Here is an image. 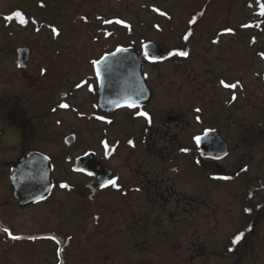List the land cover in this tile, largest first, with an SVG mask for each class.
Returning a JSON list of instances; mask_svg holds the SVG:
<instances>
[{
	"label": "flooded vegetation",
	"instance_id": "flooded-vegetation-1",
	"mask_svg": "<svg viewBox=\"0 0 264 264\" xmlns=\"http://www.w3.org/2000/svg\"><path fill=\"white\" fill-rule=\"evenodd\" d=\"M147 42L158 46L157 41L141 39L119 45L138 50L143 61L145 98L135 108L123 105L104 110L99 106L100 82L94 61L119 46L100 53L97 49L84 52L79 58L53 55L51 66L67 71L66 76L58 77L59 72L53 80H47L45 72L38 73L40 66L31 52L24 67L19 66L18 52L15 54L13 80L0 79V229L7 228L21 238L12 239L0 230V255L6 254L9 260L14 257L19 264L25 263L17 254L24 253L27 256L23 258L34 264H66L64 256L69 249L106 252L123 243L132 256L128 264H147L140 252L163 240V250L173 256L180 250L190 252L187 260L193 262L205 258L210 246L207 237L201 239V229L195 228L196 220L243 211L252 217L247 224L250 228L235 244L239 249L227 264L246 263L242 252L258 223V190L255 183L242 178L247 165L236 169L235 161L233 169L227 170L223 162L233 158V141L237 147L252 144L255 151L264 143V110L261 116L244 113L232 99L238 97L236 93L222 101L192 85L185 91L176 89L178 77L186 81L183 74L195 70L190 46L186 44L187 57L169 55L175 52L171 48L150 61L144 56ZM89 43L91 48L96 46ZM167 62L173 67L163 66ZM221 80L225 82L222 76ZM33 95H43L47 101L38 99L34 105ZM141 112L148 114L151 123L139 115ZM233 128L239 133L232 132ZM245 133L252 134L250 143ZM197 136L209 140L207 154L212 156L202 153ZM211 140L227 147L228 154L217 158L221 150ZM32 153L48 157L52 164L50 192L35 201L17 197L16 187L28 186L31 181L12 175L16 163ZM110 179L117 187L104 186ZM239 179L244 182L238 185ZM224 206L229 210L222 212ZM238 234L235 230L226 249ZM117 237L123 242H113ZM72 260L83 264L82 252ZM6 262L12 261L0 264Z\"/></svg>",
	"mask_w": 264,
	"mask_h": 264
},
{
	"label": "rangeland",
	"instance_id": "rangeland-1",
	"mask_svg": "<svg viewBox=\"0 0 264 264\" xmlns=\"http://www.w3.org/2000/svg\"><path fill=\"white\" fill-rule=\"evenodd\" d=\"M261 3L264 0H0V79L4 78L8 83L13 80L11 69L19 47H28L34 62L40 66L38 73L45 72L47 80H53L60 72L58 65L51 66L53 55H74L79 58L84 52L97 49L100 53L106 48L114 49L140 39L157 41L166 51L172 48L175 52L179 49L184 51L187 44L190 46V55L196 61L193 64L195 70L191 75L183 74V77L187 76L186 81L179 76L176 89L185 91L192 85L194 90L206 89L211 98L222 101L228 100L229 94L232 96L236 93V101L244 113L254 116L258 113L261 116V111L264 110V16L258 14ZM200 9L204 11L203 22L196 26L190 42L182 40L185 36L189 38L185 32L189 28L191 15ZM15 12H20L27 23L20 24L19 19L14 16ZM7 16H13V19L7 21ZM110 19L114 21L105 22ZM115 19L124 21L125 26L118 25ZM106 33L108 40H104ZM214 39L217 40L216 43H212ZM90 41L96 46L91 48ZM61 62L66 63L62 59ZM169 64L172 63L167 62L163 66L173 67ZM178 72L182 73L180 69ZM64 75H67L66 69L58 77ZM221 76L226 84L235 83L237 87L225 89L219 81ZM178 83L181 84L180 87ZM201 91L200 95L204 94ZM38 99L43 101L45 98L43 95L31 96L32 102H38ZM161 101L165 102L166 99ZM243 123L250 126L246 120ZM225 132L227 133V129ZM232 132L239 133L235 128ZM244 135L250 143L252 134ZM236 143H232L233 158L223 163L228 165L227 170L233 169L231 165L235 161L236 169L240 165H247L246 175L242 178L247 179L248 184L255 183L258 190V204H255L259 206L264 202V143L257 151L252 144L243 143L237 147ZM242 182L244 181L239 179L238 185ZM226 210H229L228 206L221 208L222 212ZM262 214L263 212H259L257 226L248 235L246 251L242 252L245 264H264ZM251 218L240 211L225 217L217 214L214 219L205 216L203 220L197 219L195 228L201 229V239L207 237L210 245L203 259L188 261L190 252L182 250L178 251L177 256H173L163 250V240H159L153 249L145 246L140 254L147 260V264H227L235 249H239L235 244L226 249L233 233L235 230L236 233H241V229L247 227ZM113 242H123V239L117 237ZM229 248L233 250L229 251ZM81 252L83 264H128L132 259L122 243L118 247H109L106 252L69 249L64 256L65 263L73 264L72 257ZM6 256L4 253L0 255L6 261L13 262H6L7 264H19L14 257L9 260ZM23 256L26 257L27 254L24 253ZM23 256L17 254L25 264H34Z\"/></svg>",
	"mask_w": 264,
	"mask_h": 264
},
{
	"label": "water",
	"instance_id": "water-1",
	"mask_svg": "<svg viewBox=\"0 0 264 264\" xmlns=\"http://www.w3.org/2000/svg\"><path fill=\"white\" fill-rule=\"evenodd\" d=\"M158 47V49H157ZM127 51H116L115 53L106 56L96 65L99 68L101 75L99 77L100 90L98 96L99 106L104 110L117 108L125 105L128 98L134 99L136 104L143 102L146 92L145 75L142 72V60L137 56L138 52L133 49ZM147 50L152 54L160 56L162 49L155 43H149ZM19 66L24 67L29 55L27 48L18 50ZM157 56V55H156ZM216 143L215 147L221 150L217 158H223L228 154L227 147L217 140H211ZM209 140L202 137L199 142L202 153L205 156H212L208 153ZM46 157L33 153L32 155L21 159L16 163L12 175H20L22 179L31 181L28 186H17V197L31 201L39 200L46 196L52 186V166ZM14 179V177H13ZM27 190V191H26Z\"/></svg>",
	"mask_w": 264,
	"mask_h": 264
},
{
	"label": "snow or ice",
	"instance_id": "snow-or-ice-1",
	"mask_svg": "<svg viewBox=\"0 0 264 264\" xmlns=\"http://www.w3.org/2000/svg\"><path fill=\"white\" fill-rule=\"evenodd\" d=\"M161 14H163V13H161ZM258 14L260 16H264V3H261L260 4V11H259ZM14 16L19 19V23L20 24L23 25V24H26L27 23V21L24 19V17L22 16V14L20 12H15L14 13ZM5 19L7 21H11L13 19V16H7V17H5ZM105 22L106 23H110L111 21H105ZM116 22L117 23H123L122 21H116ZM195 22H196L195 19H193L192 23H195ZM187 38H188L187 36L184 37L185 40H187ZM118 51L123 52V51H127V50L126 49H123V48H120V49H118ZM169 55H178V56H181V57H187L188 56V52L179 51V52L170 53ZM144 56H145V58L149 59L150 61H155L157 59V56L156 55L151 54L147 50V46L145 47ZM94 63L98 65L100 63V61H94ZM100 75H101V71H100L99 68H97V76L100 77ZM221 84H223V86L225 88H229L230 87L232 89H235L237 87V84L234 83V84L229 85V84H226L223 80H221ZM232 99L233 100L236 99L235 95H233ZM125 105L127 107H129V108H135V107L138 106L136 104L135 100L134 99H131V98L126 99ZM61 107L67 108L69 106L67 104H62ZM196 111L199 112L200 109H196ZM139 115L145 116L146 118H148L149 123H151V118L148 117V114L147 113L141 112V113H139ZM100 119H103V117H100ZM197 120H199V117H197ZM195 140H196L197 144H199V142L201 140V137L200 136H197V137H195ZM105 146L107 147L106 144H105ZM184 151H186V149ZM77 170L78 171H83V169H77ZM88 174L89 175H92L91 172H89ZM225 179H227V177H225ZM109 184L112 185L113 187H117V184H116V181L115 180L110 179V180H107V181L104 182V186H107ZM61 187H68V186L62 184ZM247 211H251V210L248 209ZM0 230H2L3 232L7 233L12 239H20L21 238V237L13 236L11 234V232L9 231V229H7V228H2ZM243 235H244L243 233H239L236 237H234L232 243L233 244H238L239 241L243 238ZM52 239H56V238L55 237H52ZM232 250H233L232 248H229V251H232Z\"/></svg>",
	"mask_w": 264,
	"mask_h": 264
},
{
	"label": "trees",
	"instance_id": "trees-1",
	"mask_svg": "<svg viewBox=\"0 0 264 264\" xmlns=\"http://www.w3.org/2000/svg\"><path fill=\"white\" fill-rule=\"evenodd\" d=\"M203 12L204 11L202 9H200L191 15V18H190L191 20L189 21V28L185 32L186 34L189 35V38H191L193 36V33L196 29V26H198L199 23L203 22V19H202L203 18ZM193 19H195V21H196L195 23H192ZM263 209H264V202L258 206V211L263 212L262 217H264ZM249 228H250V226H247L241 233H243L245 235V233H247L246 231L249 230ZM244 235H243V238H244Z\"/></svg>",
	"mask_w": 264,
	"mask_h": 264
}]
</instances>
